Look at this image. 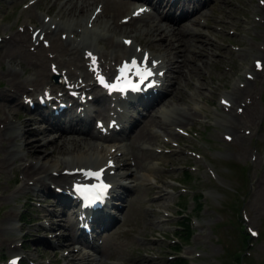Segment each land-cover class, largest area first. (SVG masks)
<instances>
[{
	"label": "rangeland",
	"instance_id": "374dc122",
	"mask_svg": "<svg viewBox=\"0 0 264 264\" xmlns=\"http://www.w3.org/2000/svg\"><path fill=\"white\" fill-rule=\"evenodd\" d=\"M29 1L0 0V81H2L4 74L16 70L18 81L23 80L28 83L29 80L35 77L34 75L41 73L40 68L43 67L46 71L48 70V75H50L51 63L57 65L59 59L62 60L61 62L68 60L64 57H58L57 62L50 61V64L45 63L40 67L38 58L34 56L33 59L32 56L31 60L33 59L35 62L32 64L36 65L26 73L22 68L26 64H21V60L17 59L16 56L14 58L3 57L5 49L2 40L4 38L10 35L12 37L14 34H22L26 30L29 33L27 34L28 37L33 40L32 33L35 31H39V36L44 35L38 28L40 29V24L44 23L45 17H49L52 23L51 16L46 14L49 6L41 10L36 6L35 8L30 6L26 8ZM221 1L226 2L228 7L220 9L221 13L215 15L214 19L219 21L216 29L206 28L202 31V33L215 34L219 38V44L216 45L214 50L215 55L209 59L198 61L197 66L200 68L196 66L193 69H190V66L188 68L189 75L191 71L203 70L206 77L214 76L213 80L208 83L203 73L197 74L198 79L206 85L200 86L199 91L202 95L197 94V83L196 78H194V80L189 81L188 87L183 86L185 81L180 84L179 88L185 94L183 102L174 98L178 93H182L180 90V92L177 91L178 89L172 91V94L166 90L160 99L162 101L172 95L171 102H175L169 103V108L163 112L162 119L165 122L174 123L178 111L187 112L191 116V120L182 126L174 125L170 130L157 125L149 126L148 129L147 126H144V130L147 131L154 127L149 131V133L152 132L159 136L158 138L150 133L153 135L154 140H138L137 136L141 127L136 130L135 137L130 141L128 151L139 160H142V164L145 166L148 160L144 159L147 157L148 152H142L140 148L144 146L156 153L148 164L152 167V173H148L143 168L142 170L136 169L135 174L137 178L145 175L148 182L153 181L154 184L150 185L147 182V184L140 185L141 187L131 191L130 195L132 197L125 204L120 218L111 224L115 227L116 233L129 234L128 231H131L139 236L138 246L143 245V247L139 248L138 251L143 255L138 256L136 254L132 261L133 264H146L141 263L140 259L148 260L151 258H156L153 259L151 264H168L169 261L170 264H174L178 257H184L188 262L187 264H241L242 262L246 264L250 262L264 264V238L261 239L262 231H264V66L261 67L260 76H255L258 80L255 84L257 108L254 110L251 108L256 119L254 125L247 112L246 115L244 114V102L238 97L236 102L231 105L237 114V109H242L243 112L238 115L243 116L242 124L239 126L240 132L234 133L232 131V129H236L235 125L233 126L234 123L231 125L232 128L228 124L231 121L229 110L222 109L220 104L221 98H225V95L229 101H233L234 95L231 94V91L241 90V86L246 81L247 69L252 67L255 60L262 61L264 65L263 20L257 12L263 10L259 5L264 4V0H251V3L248 0L245 3L241 0ZM219 4L220 2L217 1L216 5ZM30 14L34 15L30 17ZM86 15L87 13L83 19ZM205 15L210 18L208 12ZM69 18H63V20L66 21ZM221 22L228 23V27L222 30ZM238 24H242L240 29H236ZM193 28L196 29V26H193ZM189 30L190 26L183 29L182 37L191 36L192 38L183 39L185 46H190L197 39L194 34L187 33ZM191 31L193 30L191 29ZM60 35L58 33L57 38H60ZM171 35L172 33H170L169 41L172 39ZM64 36H61V40ZM77 38L79 37L74 36L73 32L67 34V39L73 40L71 41V47L74 46L73 43ZM174 39L177 40V38L172 40ZM44 41H48V38L45 37ZM116 41L121 44V40L116 39ZM85 43L86 45L89 44L88 42ZM49 46L44 47V51H48H45L44 54L52 56L51 46L50 48ZM39 48L43 49L42 43L39 44L38 48L32 46L31 42L26 45L27 52L34 55H37L36 51ZM86 49L89 51L91 48L87 47L83 51ZM198 49L199 56L206 53L203 46ZM97 50L104 51V46L100 44ZM80 58L84 64L82 66L76 59H70L69 63L66 64L67 66L61 63L63 66L61 65L59 68L57 65L58 70H60L59 73L64 75L65 78L71 69L75 74L77 73L76 76L83 75L84 79L80 81L79 86L83 85L84 82H93V80L89 81L88 73H86L90 70L88 67H91V56L84 54ZM214 60L216 63H214ZM76 66H80V68ZM83 66H85L84 69ZM176 66L177 64L172 69ZM187 66L185 65L183 68H187ZM51 68L52 72H55L54 66ZM75 68L76 71H74ZM221 69L224 70L225 79H221L225 81L224 85L218 79ZM226 75L228 81H226ZM51 77L52 75L48 78L50 84L53 83ZM70 78L72 77L70 76ZM224 86H228L226 90L222 89ZM250 86L244 84L243 88L249 90ZM41 88L43 86L39 89ZM170 90L171 88L168 91ZM8 91L9 85L6 82L0 83V93ZM37 93L40 94L41 92ZM29 94L32 95L30 92L22 95L19 99L20 103L17 105H14L13 97L9 101L0 97V118L3 119L7 116L11 122L7 125L5 122L0 121V147L4 146L5 148L2 149L3 152H0V159H6L7 163L4 166L5 169L0 168V264H70L71 257L69 256L72 254L68 250L67 241L62 239L63 235L66 234V230L62 226L68 225L67 220H58L61 209L57 206L54 196L50 192H36V188L32 186L34 182H30L28 186L23 187L21 170L24 165L29 163L39 167L43 166V172L37 177L42 179V183L38 182L37 184H39L40 189L44 190L43 186L47 187V181H49L45 178L49 177L50 169L57 170V172L64 168H70L67 170H71L72 167L84 163L94 166L93 163L98 160V157L104 156L103 148H100L99 156H96L93 151L99 146L95 143L89 141L87 144L75 149L71 144H68L65 154L46 156V158L38 160L27 159L25 157L27 150L24 149L25 143L22 139L24 132H29L26 137L28 141L31 140L29 143H32L35 136L42 137L45 135L47 138L39 146L43 147V150L47 151L48 154L53 151L51 147L53 137L59 138L56 132L46 131L44 133V131H41V127H43L41 122L36 124L27 119L30 116L34 118L32 116L34 111L28 110L27 106L21 103L27 97L30 98ZM211 98L214 99L213 104L209 103ZM11 109L16 110L19 114L12 116ZM230 113L233 118L235 113L233 110ZM180 117L182 120L189 119L184 114ZM87 120L89 121V118ZM26 121L29 126H26ZM158 123L160 124V122ZM78 127V125L74 126V128ZM36 128H39V130ZM176 128L187 131L188 135H179ZM224 135L231 136L233 140L227 142ZM240 137L246 140L240 139ZM10 138L11 140H9ZM81 138L78 131L75 130L74 132L68 131L65 139L72 141L73 139H80L77 142L81 143ZM60 139L66 141L62 137ZM237 139L240 144L242 142L243 145H247V151L237 153V150H235ZM45 143L47 145L43 146ZM46 161L49 164L58 165L45 167L42 162ZM116 163L120 165L123 161L117 159ZM184 167H186L185 170ZM183 171L188 172L187 180L182 175ZM59 176L62 177L61 183H63L66 177L60 174ZM50 182L52 181L50 180ZM178 189L185 191L179 198L176 193ZM193 194L195 196L192 200L191 195ZM234 203H237L238 215L232 209ZM141 204L148 206H142ZM178 208H182V210L179 211ZM186 216H189V219L182 222V219ZM236 218L239 219V229L242 227V221L245 228L234 233L231 226ZM132 219H139L142 226L140 228L133 227L130 223ZM181 225L187 226L186 232L180 227ZM256 231L260 234V237L248 239L250 233ZM190 235L192 236L189 239ZM242 239L243 242L248 244L246 249L239 248ZM109 243L110 257H116L120 252H124L122 248L117 247L116 240L110 239ZM148 247H151L150 250H148ZM237 253L243 254V257L236 258V256H240Z\"/></svg>",
	"mask_w": 264,
	"mask_h": 264
},
{
	"label": "bare ground",
	"instance_id": "6f19581e",
	"mask_svg": "<svg viewBox=\"0 0 264 264\" xmlns=\"http://www.w3.org/2000/svg\"><path fill=\"white\" fill-rule=\"evenodd\" d=\"M49 0H43L42 2H41V4L40 5H43L44 3H46V2H48ZM61 0H55L54 1V4L52 5V7L48 10V14H51L52 12H53V6H55L58 2H60ZM81 2H82V4H81V6L80 7H78L77 5H76V3L75 4H73V0H68V2L67 3H72L73 5L70 7V8H64V6L67 4V3H65L63 6H62V8L58 11V13L60 12V13H62L63 15H67V16H72V15H75V13L76 12H79L80 13V15L79 16H83L84 15V13H86L85 12V9H87L88 7H90V6H92V5H94V3H100V2H102L103 3V12H106V14L108 15V18L110 19V20H112V28H114V30L115 29H119V30H123L122 29V26H121V24H117L115 21H113L114 20V18L116 17V15H118V14H120V12H121V10L122 9H128L129 8V5H125V4H123L122 2H114V1H109V0H80ZM245 1L246 0H241V2H243V3H245ZM249 1V3H251V0H248ZM17 2V1H16ZM262 3V2H261ZM158 4H160L161 5V3L160 2H158ZM264 7V6H263ZM264 10V9H263ZM108 18H106V19H108ZM33 19V18H32ZM134 21H136V20H134ZM142 23H143V25H142V27H141V29H140V32H141V34H145V35H149V36H152L153 34H154V32H160V31H163L160 27L158 28V27H156V26H154V25H152L153 24V21H151V20H142ZM191 24L192 23H197L195 20L194 21H192V22H190ZM25 27V26H24ZM28 30V29H27ZM30 30V29H29ZM23 31V30H22ZM24 31H26V30H24ZM41 31L42 32H44V34L45 35H50V39H51V41H52V53H56V58L58 57V55H62L63 57L65 56V57H67L69 60L71 59V58H75V56H76V54H77V56L78 57H80L79 56V50H78V46H77V48L76 47H74V46H72L71 47V45L69 46V45H65L64 44V42L65 41H62V40H60V38H58V40H57V35H56V33H55V31H52L51 29L49 30V31H47V27H42L41 28ZM191 31V30H190ZM164 32V31H163ZM169 32H172V30H170ZM191 32H194V31H191ZM165 33V32H164ZM195 33V32H194ZM29 34V33H28ZM58 34V33H57ZM73 35H74V33H73ZM195 35V34H194ZM11 36V35H10ZM41 36V35H40ZM62 36V35H61ZM46 37V36H45ZM168 37H170V33L168 34H164V36L163 37H160L161 39H163V40H165L166 41V43H167V45H162V44H159V48L164 52V53H166V54H169L170 53V49L173 47V44L171 43V41H172V39L173 38H177L178 37V34H177V32H172V35H171V40L170 41H168L169 40V38ZM191 37V36H190ZM31 38V37H30ZM30 38H28V35L27 34H25V32L24 33H22V34H18L16 37H13V38H8L6 41H4L3 42V45H4V49H5V52H3V57H6V58H14L15 56H16V58L17 59H20L21 60V64H26V66H23L22 68H23V70L26 72V73H28L29 71H31L32 69H33V66H31L32 65V62H31V58H32V55H31V53H28L27 51H26V44L28 43V42H30L31 41V39ZM45 39V38H44ZM257 39H258V37H257ZM135 40V39H134ZM177 40H178V38H177ZM49 41V40H48ZM135 41H137V39L135 40ZM103 43H102V45H104V47H106V48H108V49H110V53L109 54H103V53H99L96 49H94L93 50V53H94V55H96V54H100L99 56H98V59H100V66H101V68L102 69H106V66H105V64H104V61L103 60H108V59H110V60H112V61H114V62H117V61H119V59H123V55H124V53H123V51H121V50H124V51H126V52H131L132 54L134 53V51L132 50V48L130 47V48H126V47H124V46H120V45H118L117 43H114V41L113 40H109V39H105V40H103L102 41ZM178 43H180L179 41H178ZM39 44H41V42L39 43ZM218 45V44H217ZM32 46H34V45H32ZM51 46V45H50ZM218 47V46H217ZM43 49H44V46H43ZM126 49V50H125ZM3 50V49H2ZM1 50V51H2ZM28 50H30V49H28ZM41 50V49H40ZM35 51V50H34ZM45 51H47V50H45ZM44 51V52H45ZM32 52V51H31ZM48 52V51H47ZM46 52V53H47ZM36 54H37V51H36ZM49 54H50V52H49ZM46 55H48V54H46ZM203 54H200V56H202ZM36 57H38V61H40L41 60V62H44L45 61V55L44 54H40V55H35ZM53 56V55H52ZM121 56H123V57H121ZM35 57L33 56V59H34ZM56 58H52V59H50V60H52V61H55L56 60ZM62 58V57H61ZM32 59V60H33ZM37 59V58H36ZM196 58L195 57H191L190 59H188V62H189V66L191 67L190 69H193L194 68V66H195V62H196ZM59 61H62V60H60L59 59ZM72 61V60H71ZM74 61V60H73ZM82 61V60H81ZM37 62V61H36ZM78 62V61H77ZM77 62H75V63H77ZM86 62V61H85ZM84 62V63H85ZM212 62V61H211ZM62 63V62H61ZM69 63V62H68ZM73 63V62H72ZM89 63V62H88ZM215 63V62H214ZM50 64V63H49ZM57 64V63H56ZM63 64H65L66 65V62H63ZM83 64V63H82ZM193 64V65H192ZM34 65V64H33ZM37 65H38V63H37ZM44 65V64H43ZM58 65V64H57ZM62 65V64H61ZM71 65V64H70ZM69 65V66H70ZM74 65V64H73ZM78 65V64H77ZM84 65V64H83ZM48 66V65H47ZM63 66V65H62ZM67 66V65H66ZM68 66V67H69ZM38 67V66H37ZM41 67V66H40ZM46 67V66H45ZM65 67V66H64ZM76 67H79L80 68V66H76ZM84 67L85 66H83V69H84ZM183 67H185V64H182V68L181 69H179V72H180V74L177 76L178 77V79H175L174 81V83H176L177 84V86H176V88L175 87H171L170 86V88H171V90L172 91H175V89H179L181 92H182V90L179 88V82L181 81V79L180 78H183L184 80L186 79V76H185V74H184V72H183ZM43 68V67H42ZM71 68H72V66H71ZM73 68H74V66H73ZM87 68V67H86ZM88 68H90V67H88ZM78 69V68H77ZM72 70V69H71ZM81 70V69H80ZM89 70V69H88ZM74 71H76V68H75V70ZM82 71V70H81ZM87 71V70H86ZM79 73V72H78ZM84 73V72H83ZM86 73H89V72H86ZM200 73H203V71H191L190 72V77H192V76H196L197 77V74H200ZM222 73V75H220V76H222V78L221 79H225V76H224V71L223 70H221L220 71V74ZM36 74V73H35ZM50 74H51V72H50ZM77 74V73H76ZM67 75V74H66ZM68 75H71V73L70 74H68ZM86 76V75H85ZM189 77V78H190ZM3 79H1L2 81H0V83H2V82H6L8 85H9V91L8 92H3V93H0V97H3L4 99L3 100H6V101H9V99H11V97H13V99H14V101L16 102V101H19V99L21 98V96L22 95H26L25 93H28V92H30V91H32V90H36L40 85H43V84H46V85H49V82H48V74H46L44 71H42L41 73L39 72V74H36L35 75V77L32 79V80H29V83H25L26 81H18L19 80V78H18V75L16 74V70H14V72H13V70L11 71V72H9V73H7V74H4V76L2 77ZM77 79H78V77H77ZM86 79V78H85ZM87 81V80H86ZM94 81V80H93ZM211 81H212V79H211ZM171 82V81H170ZM208 84V83H207ZM82 85V84H81ZM245 85H249L250 86V83H248V82H246L245 83ZM49 86H51V85H49ZM179 91V92H180ZM236 91V90H235ZM238 91V90H237ZM245 92V90H241L240 91V95H242L243 93ZM35 93H37V92H35ZM30 95V94H29ZM176 100H178V101H183L184 100V98H185V96H184V94H183V92L181 93V94H179L178 93V95H175V97H174ZM242 99V98H241ZM18 102H16V104H17ZM151 103V102H150ZM253 103H254V100L253 99H251V105H253ZM22 104V103H21ZM154 104H156V102L154 103ZM26 105V104H25ZM2 106V105H1ZM27 106V105H26ZM235 107V106H234ZM236 108V107H235ZM12 111H11V114H12V116H14V114H16V110H13V109H11ZM254 110V109H253ZM167 111V110H166ZM236 111V110H235ZM168 113V112H167ZM239 114V113H238ZM245 114V113H244ZM248 116L249 117H251V114H250V111L248 110ZM76 115H71V116H69V118L68 119H72V118H74ZM243 116V115H242ZM244 118H245V116H244ZM233 119L235 120V121H241V119H242V117H238L236 114H234V117H233ZM248 119V118H247ZM258 120V119H257ZM0 121H2L3 123L5 122L7 125H9L11 122L9 121V118L7 117V116H5L3 119L2 118H0ZM28 121V120H27ZM26 121V126H29L28 125V122ZM249 121V120H248ZM252 121V120H251ZM255 121H256V119H255ZM255 121H252V122H254V123H252L253 125L256 123ZM30 123V122H29ZM31 124V123H30ZM5 125V124H4ZM235 125V126H234ZM233 126L234 127H238V125L237 124H233ZM243 126V125H242ZM5 127V126H4ZM3 127V128H4ZM183 128V127H182ZM6 129V128H5ZM241 129V128H240ZM244 129V128H243ZM242 129V130H243ZM247 129V128H246ZM245 129V131H247ZM253 129V128H252ZM51 130H54V129H51ZM56 130H58V129H56ZM144 126L139 130V133H138V136H137V138H138V140H142V141H145V140H150V139H153L154 137H153V135L152 134H150L149 133V131H147V130H144ZM4 131V130H3ZM58 131H60V130H58ZM46 131H44V133H45ZM244 132V131H243ZM251 132V131H250ZM43 133V134H44ZM80 133H83V132H80ZM245 133V132H244ZM28 134H29V132H24L23 134H22V139L24 140V143H25V146H24V149H26L27 150V155L25 156L27 159H31V160H38V159H43V158H46V156H53V155H56V154H65L66 152H67V145L68 144H71L73 147H74V149L75 148H79V147H81L83 144L85 145V144H87V142H89L90 140H96V139H98V140H100V141H103V142H108L109 140H111L112 138H113V136H108V137H102L100 134H98V135H96V136H94L93 138L90 136L89 137V139H85V138H83V139H81V143H79V142H77V141H75V140H73V141H71V142H67V141H64V142H62V144H60V141H57L56 140V138H54L52 141H51V143H52V145H51V147L53 148V151L52 152H50L49 154L47 153V151H45V150H43V147H41V146H39L42 142H44V140L47 138L45 135H43L42 137H38V136H35L34 137V140H32V143H29V141H31V140H27V136H28ZM136 134V133H135ZM0 135H1V131H0ZM249 135V134H248ZM243 136V135H242ZM9 140H11V138L9 139ZM154 140V139H153ZM6 142H8V141H6ZM2 143V142H1ZM47 143H49V142H47ZM47 143H45L43 146H45V145H47ZM91 146H94V145H91ZM2 149H5L4 148V146H1L0 147V152H3L2 151ZM68 150H70L69 148H68ZM89 150H90V148H89ZM41 151H43V153H41ZM103 151V150H102ZM153 151V150H152ZM94 153L93 154H95L96 156H99V153H100V148H95V151H93ZM150 153H153V152H150ZM88 155V154H87ZM103 158H104V156H102L101 158H100V160L99 161H101V162H99V161H95L94 162V164L93 165H95L96 167L95 168H98V169H101V168H105L106 167V165L104 164V161H103ZM25 159V158H24ZM1 161V163H0V168H2V169H5V165L7 164L6 163V159H0ZM20 161H21V159H19ZM117 160V159H116ZM88 165V166H87ZM8 166V165H7ZM91 166H92V164H91ZM88 163L87 164H85V165H83V167H85V168H89V167H91ZM80 167H82V166H80ZM57 168H58V166H57ZM152 168V167H151ZM73 169H76V168H73ZM73 169H71V170H73ZM78 169V168H77ZM112 170V169H111ZM53 171V170H52ZM54 171H57V170H54ZM53 171V172H54ZM21 172H22V182H23V187H26V186H28L29 185V183L30 182H34V183H38V182H40V183H42V179H39V178H37L42 172H43V166L42 167H39L38 165H35V164H32V163H29V164H27V165H24L23 166V168H22V170H21ZM45 172V171H44ZM58 173V172H57ZM127 173V174H126ZM152 173V172H151ZM59 174V173H58ZM123 180L126 182V181H128V180H130L131 178H133V181H140V182H142V181H147V179H145V178H143V177H141V176H139L138 178L136 177L135 178V176L134 177H132L131 175L133 174L132 173V171H130L129 172V169H127L126 171H123ZM126 174V175H125ZM34 178H37L36 180L34 179ZM50 178V179H49ZM70 178V177H69ZM45 179H49V180H51L52 182H56V183H58V184H60L61 182H62V177L61 176H55V177H53V176H49V177H47V178H45ZM70 179H72V178H70ZM113 179V178H112ZM34 180V181H33ZM33 183V184H34ZM43 183H44V181H43ZM44 187V189H46V187L45 186H43ZM67 196H70V193H68V195ZM66 196V197H67ZM65 202H68V201H66V199H65ZM13 249V248H12ZM82 264H84V263H82ZM86 264V263H85Z\"/></svg>",
	"mask_w": 264,
	"mask_h": 264
},
{
	"label": "snow or ice",
	"instance_id": "6c2138e0",
	"mask_svg": "<svg viewBox=\"0 0 264 264\" xmlns=\"http://www.w3.org/2000/svg\"><path fill=\"white\" fill-rule=\"evenodd\" d=\"M132 64L135 65V64H136V61L133 60V61H132ZM125 67H127V65H126ZM137 74L140 76L141 81H143V80L146 79L148 76H150L152 73H151V71H150L149 69L145 68L143 72H141L139 69H137ZM105 86H106V87H112V88L116 87V85H107V84H106ZM99 176H100L99 173H96V174H95V177H96L97 179H99ZM106 187H107V185H101L100 188H99V193H102V191H103L104 189H106ZM96 188H97V186H93V190H96ZM83 191H87V189H83ZM93 199H95V200H100V199H102V196H101L100 194H97Z\"/></svg>",
	"mask_w": 264,
	"mask_h": 264
}]
</instances>
